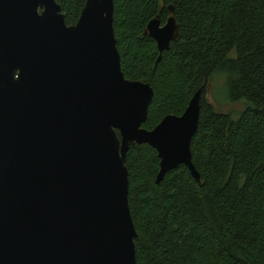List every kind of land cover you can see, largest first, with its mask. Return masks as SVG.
Returning a JSON list of instances; mask_svg holds the SVG:
<instances>
[{
  "label": "water",
  "instance_id": "water-1",
  "mask_svg": "<svg viewBox=\"0 0 264 264\" xmlns=\"http://www.w3.org/2000/svg\"><path fill=\"white\" fill-rule=\"evenodd\" d=\"M112 8L84 0L66 24L55 0H0V264H134L133 143L155 150V183L178 164L199 183L189 141L200 89L142 127L152 88L123 76ZM143 34L158 59L177 24L155 15Z\"/></svg>",
  "mask_w": 264,
  "mask_h": 264
},
{
  "label": "trees",
  "instance_id": "trees-1",
  "mask_svg": "<svg viewBox=\"0 0 264 264\" xmlns=\"http://www.w3.org/2000/svg\"><path fill=\"white\" fill-rule=\"evenodd\" d=\"M66 24L84 0H55ZM112 29L125 78L152 96L141 124L179 114L200 89L189 141L199 183L183 164L155 183V150L131 144L124 156L134 264H264V0H112ZM171 6V13L168 11ZM172 15L177 37L158 54L146 22ZM213 72L225 75L235 116L205 101Z\"/></svg>",
  "mask_w": 264,
  "mask_h": 264
},
{
  "label": "rangeland",
  "instance_id": "rangeland-1",
  "mask_svg": "<svg viewBox=\"0 0 264 264\" xmlns=\"http://www.w3.org/2000/svg\"><path fill=\"white\" fill-rule=\"evenodd\" d=\"M226 98L225 75L222 72H213L205 87V101L210 103L215 111L228 112L232 116L245 105L243 99L229 102Z\"/></svg>",
  "mask_w": 264,
  "mask_h": 264
}]
</instances>
